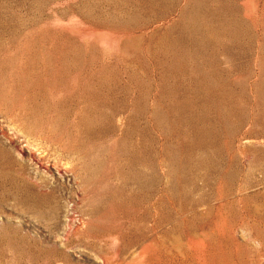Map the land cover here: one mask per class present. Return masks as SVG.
<instances>
[{
    "label": "rangeland",
    "instance_id": "rangeland-1",
    "mask_svg": "<svg viewBox=\"0 0 264 264\" xmlns=\"http://www.w3.org/2000/svg\"><path fill=\"white\" fill-rule=\"evenodd\" d=\"M0 264H264V0H0Z\"/></svg>",
    "mask_w": 264,
    "mask_h": 264
}]
</instances>
